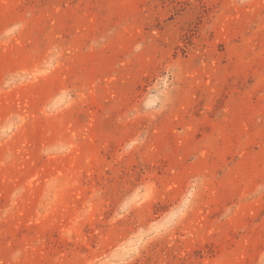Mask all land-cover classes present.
Listing matches in <instances>:
<instances>
[{
	"label": "rangeland",
	"instance_id": "374dc122",
	"mask_svg": "<svg viewBox=\"0 0 264 264\" xmlns=\"http://www.w3.org/2000/svg\"><path fill=\"white\" fill-rule=\"evenodd\" d=\"M0 264H264V0H0Z\"/></svg>",
	"mask_w": 264,
	"mask_h": 264
}]
</instances>
